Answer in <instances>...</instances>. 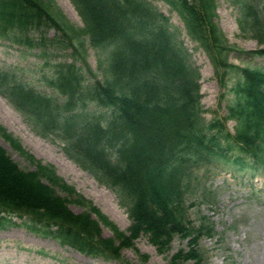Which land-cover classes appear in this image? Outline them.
<instances>
[{
  "label": "trees",
  "instance_id": "trees-1",
  "mask_svg": "<svg viewBox=\"0 0 264 264\" xmlns=\"http://www.w3.org/2000/svg\"><path fill=\"white\" fill-rule=\"evenodd\" d=\"M53 1L0 0V41L38 49L44 58L37 64L40 87L20 66L0 68V94L39 135L58 137L69 159L113 189L130 225L119 230L0 126L1 137L33 168L22 169L0 145V230L26 227L86 255L118 260L142 234L159 253L178 236L188 238L189 249L169 264H202L196 247L212 229L192 225L184 202L203 185V173L218 166L264 173V66H240L228 57L264 59V0H231L238 28L256 41L255 50L229 42L215 21L216 0H163L207 55L219 88L233 80L226 116L209 120L198 68L151 2L71 0L79 27ZM86 38L105 58L101 80L87 62ZM227 120L235 122L233 133ZM102 226L113 237H103ZM140 259L146 264V255Z\"/></svg>",
  "mask_w": 264,
  "mask_h": 264
},
{
  "label": "rangeland",
  "instance_id": "rangeland-1",
  "mask_svg": "<svg viewBox=\"0 0 264 264\" xmlns=\"http://www.w3.org/2000/svg\"><path fill=\"white\" fill-rule=\"evenodd\" d=\"M65 16L78 26L82 21L73 7L71 0H54ZM170 22L180 31V39L190 55V61L198 68L200 73L201 103L206 111L204 116L212 118L215 113L223 117L226 114V105L231 99L229 93L217 106L221 94L214 78L213 69L202 49L188 38L184 32L183 24L177 14L170 10L162 1H153ZM216 22L229 40L243 50H254L258 46L249 35L241 33L236 19L238 11L231 0H216ZM52 34V33H50ZM88 49V62L102 78L101 72L105 66L103 55H96ZM17 45L0 41V66L9 67L19 65L25 68L24 75L28 80L32 73L37 71L35 65L39 60L34 51L23 53ZM229 60L238 65L263 66L262 58H249L245 55L229 54ZM40 69V68H38ZM36 75L33 83L41 86ZM231 85V81L228 82ZM0 124L23 147L36 158L45 163L52 164L58 174L62 176L76 190L98 207L119 229L125 230L129 225L126 212L119 206L114 192L99 184L91 174L80 169L70 160L63 151L61 143L48 137L36 135L25 122L24 118L8 104L0 95ZM233 122H227L232 129ZM0 144L17 161L21 168L27 164L17 155L8 144L0 137ZM39 151V152H38ZM208 171L203 179L204 186L199 188L206 194L205 197L195 195L191 197L194 206L189 207V215L194 223L199 220L213 222L216 233L212 237H203L200 241L206 264H264V177L251 180L243 174H233L231 171L213 169ZM216 173V175H214ZM190 203V202H189ZM77 212L80 208L72 205ZM104 236L109 237L110 231L103 228ZM135 249L123 251L124 261L140 262L139 254L147 256V264H168L170 256L178 249L187 250V241L174 238L169 251L159 253L149 243L146 235H140L134 241ZM0 264H121L107 261L103 258H92L74 251L68 246H61L56 241L41 237L28 231L24 227L9 228L0 231Z\"/></svg>",
  "mask_w": 264,
  "mask_h": 264
},
{
  "label": "bare ground",
  "instance_id": "bare-ground-1",
  "mask_svg": "<svg viewBox=\"0 0 264 264\" xmlns=\"http://www.w3.org/2000/svg\"><path fill=\"white\" fill-rule=\"evenodd\" d=\"M39 152V151H38Z\"/></svg>",
  "mask_w": 264,
  "mask_h": 264
}]
</instances>
